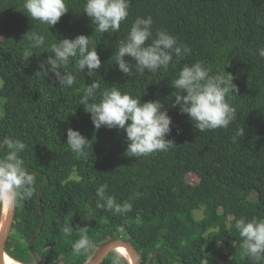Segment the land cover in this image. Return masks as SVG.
Segmentation results:
<instances>
[{"label": "trees", "instance_id": "1", "mask_svg": "<svg viewBox=\"0 0 264 264\" xmlns=\"http://www.w3.org/2000/svg\"><path fill=\"white\" fill-rule=\"evenodd\" d=\"M86 0H67L69 11L50 27L24 13L23 0H0V142L6 138L26 144L19 153L35 176L30 199H18L6 253L24 264H37L31 250L48 264H87L99 246L123 237L139 250L144 264H264L242 247L235 227L239 219H264V0H131L129 16L120 30L96 32L83 13ZM152 17L153 34L167 30L190 55L167 70L145 71L128 77L118 70L115 53L137 17ZM31 32L45 35V45L24 50ZM89 36L97 46L102 67L81 72L73 58L60 71L72 74V86H59L46 61L58 39ZM150 43V41H149ZM135 63L130 57H125ZM204 62L213 73L232 74L237 95L229 98L237 117L228 128L199 131L186 114L172 107V81L185 64ZM44 64V65H41ZM93 81L100 84L96 100L106 88L119 87L142 102L160 100L171 116L175 144L147 156L125 154L126 133L117 128L96 130L91 114L80 104ZM1 104V101H0ZM74 111V115L71 112ZM79 130L88 140L85 155L66 144L67 129ZM240 128L244 135L233 142ZM177 129L180 130L177 134ZM8 149L0 147V159ZM49 183L47 184V180ZM40 188H38V186ZM106 186L117 204L130 200L132 211L96 208V190ZM139 194V195H137ZM44 214L41 213V203ZM6 205L0 204V229ZM203 212L202 217L197 212ZM69 221L71 235L61 231ZM87 225L93 247L73 253ZM132 264L112 251L102 264Z\"/></svg>", "mask_w": 264, "mask_h": 264}, {"label": "clouds", "instance_id": "2", "mask_svg": "<svg viewBox=\"0 0 264 264\" xmlns=\"http://www.w3.org/2000/svg\"><path fill=\"white\" fill-rule=\"evenodd\" d=\"M130 4L131 0H86L83 13L91 19L96 32L115 33L120 30L121 23L127 20ZM23 9L32 20L46 25L48 31L69 11L67 0H23ZM152 25L151 16L137 17L126 39L120 41L115 53V64L125 76L136 74L133 72V65L137 73H156L161 68L167 70L174 57L176 63H179L185 55L191 54V49L187 45L179 44L177 38L167 30H157L154 36ZM24 38L30 41V47L24 50V57L28 60L34 54L32 48L44 46L46 38L44 34L35 32L26 34ZM90 44L89 36L84 34L58 39L57 43L50 46V53L53 55L45 62L50 65L46 75L53 73L59 86H72L75 77L60 70L73 58L81 72L86 69L89 74L96 72L102 67V62L97 46L90 48ZM259 56L264 57V48L259 49ZM125 57H130L135 63ZM233 80L232 74L225 70L213 73L211 67L202 61L185 64L171 84V87L177 90L172 93V107H178L179 113L186 114L201 132L217 128L226 129L237 117L236 109L229 103L230 96L238 94ZM98 89L100 84L96 81L88 85L80 104L91 114L96 130L101 127L117 128L126 133L127 156H147L156 151H167L176 145L174 140L167 138L172 132L173 121L160 100L142 102L141 97L122 92L119 87H111L102 91L99 102L89 103L90 100H96ZM71 114L74 115V111ZM179 132L177 129V134ZM243 135L244 128L238 129L233 136V142H237V138ZM88 142L79 130L71 127L67 129L66 144L73 152L85 155L84 150ZM0 147L8 149L7 155L0 159V204L12 207L18 199L33 197L35 176L27 171L19 156L26 148L24 142L6 138L0 142ZM96 197L97 209H114L121 215L132 211V198L117 204L115 198L107 193L106 186L97 188ZM60 227L65 235H71L73 232L69 221H65ZM235 227L243 238L242 247L245 254L257 262L264 259V219H239ZM88 229L87 225L79 228L80 238L72 245L74 254L87 253L93 247ZM114 264H118V261Z\"/></svg>", "mask_w": 264, "mask_h": 264}, {"label": "water", "instance_id": "3", "mask_svg": "<svg viewBox=\"0 0 264 264\" xmlns=\"http://www.w3.org/2000/svg\"><path fill=\"white\" fill-rule=\"evenodd\" d=\"M47 184L49 183V179L46 182ZM41 185L38 186L40 188ZM41 203V213L44 214V210L42 208V200L40 199ZM16 212H17V203L13 205L12 207H8V213L5 214L4 221L2 224V227L0 229V264H5V258L7 256L6 253V243L8 240V237L10 235V232L12 230L15 217H16ZM45 219H42L40 229L37 233L33 234L31 237V250L32 253L36 259L37 264H48L44 262L36 253L35 247H34V239L36 235H39L43 229ZM121 249H126L128 252L131 253L132 258V264H144L143 263V258L137 249V247L132 244L130 241L123 237L119 238H112L104 243H102L99 248L97 249L95 255L91 258V260L87 264H102L104 260L107 258V256L115 250L120 251ZM121 252V251H120ZM122 253V252H121ZM94 259L92 263H90Z\"/></svg>", "mask_w": 264, "mask_h": 264}, {"label": "bare ground", "instance_id": "4", "mask_svg": "<svg viewBox=\"0 0 264 264\" xmlns=\"http://www.w3.org/2000/svg\"><path fill=\"white\" fill-rule=\"evenodd\" d=\"M8 213V206H6V209H5V214ZM123 254L127 255L129 258H132V255L130 252H128L126 249H121L120 250ZM94 261V259H92V261L90 263H92ZM5 264H24V263H21L19 261H16L15 259L11 258L10 256H6L5 258Z\"/></svg>", "mask_w": 264, "mask_h": 264}, {"label": "rangeland", "instance_id": "5", "mask_svg": "<svg viewBox=\"0 0 264 264\" xmlns=\"http://www.w3.org/2000/svg\"><path fill=\"white\" fill-rule=\"evenodd\" d=\"M2 85H3V81H2V79L0 78V88L2 87ZM0 101H1V104H0V116H2L3 114H4V100L2 99V98H0ZM197 216L198 217H202L203 216V212H201V211H199V212H197Z\"/></svg>", "mask_w": 264, "mask_h": 264}]
</instances>
